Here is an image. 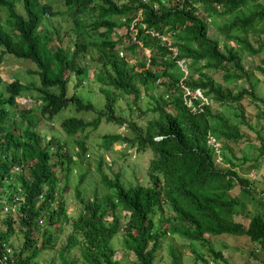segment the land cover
Returning a JSON list of instances; mask_svg holds the SVG:
<instances>
[{
  "label": "trees",
  "instance_id": "trees-1",
  "mask_svg": "<svg viewBox=\"0 0 264 264\" xmlns=\"http://www.w3.org/2000/svg\"><path fill=\"white\" fill-rule=\"evenodd\" d=\"M67 13L73 24L61 35L53 17ZM121 26L125 33L113 38ZM262 49L264 0H0V61L6 53L31 59L38 77H0V264L4 254L19 264H54L53 254L55 264H118V248L132 254L134 264H155L163 246L167 264H181L185 246L209 264L193 243L223 258L206 236L222 233L247 235L264 248V212L255 211L246 225L235 220L240 200L230 193L235 186L242 194L254 192L252 179L237 169L236 159L247 156L239 158L230 141L242 139V123L253 128L239 105L246 96L264 128V95L255 90L247 59ZM261 63L256 66L264 72V56ZM91 64V99L68 95L70 75L81 84ZM95 89L101 106L93 103ZM30 90L40 99L38 108L16 101ZM144 91L157 115L140 124L131 112ZM121 93L132 98L116 109ZM213 101L228 113L212 108ZM70 104L95 114L65 116L46 138L41 123ZM103 116L126 130L102 134V152L115 142H124L123 150L134 147V154L149 151L148 184L122 179L120 168L112 169L101 153L96 167L106 189L94 186L91 198L80 186L90 175L85 139ZM255 131L258 169L264 136ZM72 175L79 205L68 213L63 192ZM68 225L65 243L56 247ZM174 234L188 243L176 244ZM42 253L53 260L42 262L48 261Z\"/></svg>",
  "mask_w": 264,
  "mask_h": 264
},
{
  "label": "rangeland",
  "instance_id": "rangeland-1",
  "mask_svg": "<svg viewBox=\"0 0 264 264\" xmlns=\"http://www.w3.org/2000/svg\"><path fill=\"white\" fill-rule=\"evenodd\" d=\"M18 8L22 7L21 2L17 6ZM115 17V16H114ZM54 24L58 27L59 33L63 35L66 32L71 31L72 27V18L68 15L64 16H56L53 17ZM135 29V28H134ZM126 31V26L117 27L114 29V32L112 33V37L116 38L117 35L123 34ZM136 31V29H135ZM135 31L133 33V37L135 35ZM214 27L210 28V32H214ZM256 46V42H254ZM118 46H122V44H118ZM145 54H149V51L147 49L144 50ZM244 58H246V55H243ZM264 56V49H262L257 54L250 56H247V59L250 63L253 65L251 66L250 70V77L251 81L254 83L255 90L258 94L264 95V72L259 69L256 65L262 64L261 58ZM132 61H134V58H131ZM36 65L35 63L28 58H18L12 54H4V58H2V61H0V77L1 81H10L14 77H19L22 81L28 82V81H37L38 77L35 75ZM94 67L93 64L90 65L89 73H88V79L83 80L81 84H76V76L74 74L70 75V79L68 82V95L72 94L73 92H76L80 94L85 100L91 99L90 95V88H93L94 86L91 84V81L93 80L94 75ZM220 73L219 71H215L213 73V76L215 79H220ZM240 83L243 85L248 84V81L244 78L240 80ZM1 89V86H0ZM94 96H93V103L95 105L98 104V106L102 105L101 102V96L99 93H97L96 89L94 90ZM97 93V94H96ZM150 91H144L143 95L135 105L136 108L133 112H131V115L136 118L138 123L143 124L147 122L149 118H151L154 114L157 115L156 112H153L149 110L150 105L154 102V100L149 96ZM36 94L35 90H30L27 92V94L19 95L16 99L17 102L20 103L24 107H30L34 106L38 108V103L40 102V99H36L34 95ZM132 98V94H126L121 93L118 97V100L116 101V109L118 106H125V104L130 101ZM242 106V109L244 111V114L248 121L251 122L252 127L250 128L247 124L242 123L240 125V131H243V137L239 141H230V144L232 148L234 149L235 153L241 157L240 155H246L247 159H236L238 165L237 169L239 172L243 175L248 176L252 179V187L254 188L253 193H244L242 194L239 190V186H235L230 190L231 195H237L239 196L240 204L237 207L238 212L234 214V219L239 220L243 222L245 225L249 222V216H251L255 211H261L264 212V198L261 196L260 193L264 191V164L261 163L260 167L257 169V163L259 161L254 160L256 158V155L258 154V150L256 149V145L258 144V141L256 140V131L255 128H258L261 133L264 136V128L261 127V122L257 120L256 117V106L253 102V99L250 98V96H246L243 101L239 104ZM212 108L215 110H222L224 113H228L229 108L227 106H222L217 101L212 102ZM170 107V106H169ZM119 112V110H117ZM79 115L82 114L87 118H91L95 112L88 110V111H79L74 104H70L66 106L65 108L61 109L58 114L54 116V119L52 120H46L41 123V127L44 128L46 131V138L50 137L51 127H54L57 124H60L61 118L69 115ZM127 117H129V114H126ZM114 123V124H113ZM117 123L107 121L105 120V117L103 116L100 121V126L95 129H90L88 132V136L85 139L88 146V153H90V156H87V159L85 160V163L87 164V161L89 163V171L87 172V176L82 184H80L81 188L83 189V195L87 196L90 195L91 198L93 197L91 192L93 190L94 186H97L98 190L100 192L104 191L106 187L103 185V183L100 181L101 176L97 169V156L101 153L104 154V158L111 163V168L116 170L117 168H120L121 172V178L125 179L126 181L131 180V182H134L135 180H138L139 182L143 184H148V178H147V165L148 161L151 158V154L149 151L142 152V154L136 152H131V150H135L134 147L127 148L126 150H123L125 143H113L112 150H106L104 152L103 148L105 147L103 144V140H101V135L110 131V130H118V131H125L124 124L117 126ZM61 128V125L60 127ZM53 130V129H52ZM214 140V138H212ZM220 142H216L215 145H219ZM129 147V146H128ZM77 147H75L76 149ZM89 158V159H88ZM217 162L220 164H224L221 156H217ZM256 166H253V165ZM77 178L75 176H70L68 188L65 192H63V197L66 200L67 203V212L72 213L71 211L78 207L79 200L74 197V184L76 182ZM93 193V192H92ZM8 205L3 206V209H6ZM18 214H16L17 217ZM44 223V221H43ZM70 228L69 225L62 229L61 233L59 234V238L56 240V247H61L65 242V238L67 233L69 232ZM208 239L212 242V244L215 245V247L221 248L223 258H216L214 259L211 255V253L207 250V247L205 245H202L199 242L193 243V247L198 251V253L202 254L204 258L207 259L209 264H264V248L258 247V243L254 244L253 241L247 236V235H236L233 233H222L218 235H208ZM174 238H172V241H174L176 244L180 243H186L187 240L184 238H181L179 235L174 234ZM11 240L14 239L13 236L10 238ZM188 243V242H187ZM14 244H18V241L14 239ZM6 251L11 255V250ZM42 256H46L48 258V261H43V258H40L42 262L49 263L51 262V259L48 254H41ZM116 258L119 259L118 264H134L132 259V254H126L124 252V249L118 248L114 255ZM54 257V264L59 261V257L56 254H53ZM182 262L181 264H204L203 260L199 257H197L190 246H185L183 248L182 252ZM226 260H225V259ZM2 259V257H1ZM170 259V254L166 250V248L163 246L162 248H159L156 256H155V264H167ZM3 263V261L1 260ZM18 263V262H17ZM51 264V263H50Z\"/></svg>",
  "mask_w": 264,
  "mask_h": 264
},
{
  "label": "built area",
  "instance_id": "built-area-1",
  "mask_svg": "<svg viewBox=\"0 0 264 264\" xmlns=\"http://www.w3.org/2000/svg\"><path fill=\"white\" fill-rule=\"evenodd\" d=\"M186 92L187 93H190V90H187ZM210 140H213V139L210 138ZM5 249H7V250L10 249V247L6 243H5ZM2 261H3L4 264H19V263H17L16 261H14L12 259L11 260H8V257L5 254L2 256Z\"/></svg>",
  "mask_w": 264,
  "mask_h": 264
},
{
  "label": "clouds",
  "instance_id": "clouds-1",
  "mask_svg": "<svg viewBox=\"0 0 264 264\" xmlns=\"http://www.w3.org/2000/svg\"><path fill=\"white\" fill-rule=\"evenodd\" d=\"M16 101H17V99H16ZM211 141H213V140H211Z\"/></svg>",
  "mask_w": 264,
  "mask_h": 264
}]
</instances>
